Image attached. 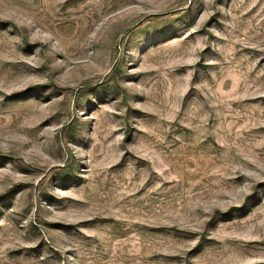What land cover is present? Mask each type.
I'll list each match as a JSON object with an SVG mask.
<instances>
[{
	"label": "rangeland",
	"instance_id": "1",
	"mask_svg": "<svg viewBox=\"0 0 264 264\" xmlns=\"http://www.w3.org/2000/svg\"><path fill=\"white\" fill-rule=\"evenodd\" d=\"M0 264H264V0H0Z\"/></svg>",
	"mask_w": 264,
	"mask_h": 264
}]
</instances>
